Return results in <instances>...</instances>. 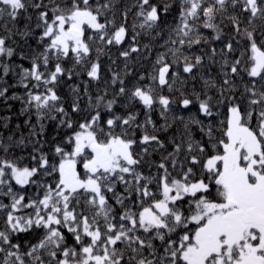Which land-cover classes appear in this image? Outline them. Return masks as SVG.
Masks as SVG:
<instances>
[{
  "label": "snow or ice",
  "instance_id": "snow-or-ice-1",
  "mask_svg": "<svg viewBox=\"0 0 264 264\" xmlns=\"http://www.w3.org/2000/svg\"><path fill=\"white\" fill-rule=\"evenodd\" d=\"M29 6L38 12L36 27L41 29L38 43L42 50L31 56L30 67L13 65L2 59L14 55L15 49L6 46L10 36L0 35V98L21 100V114L35 115L40 131L33 125L30 137L41 135L43 122L57 120V114L58 127L75 130L55 145L58 162L50 163L49 156L41 151L38 158L32 155L35 166L31 167L22 166L21 158H8L13 146L25 145L30 137L22 135L16 140L8 136L9 143L0 139V151L4 153L0 156V195L9 198L7 204L0 202V213L4 214L0 264H264V83L258 88L253 79L252 86H245L241 94L244 99L228 94L234 93L232 77L241 70L264 82V46L255 39L257 20L264 34V0H180L179 23L165 41L172 47L157 56L148 75L150 83H137L129 90L119 73L112 76V83L121 85L117 96H127L129 102L138 101L143 106L144 122L137 124L133 113L124 117L114 114L115 98L106 100L99 95L94 102L89 98L93 111L78 127L56 91L59 78L66 72L69 78L72 75L61 61L71 56L75 64L86 66L91 80H98L99 63L88 66L91 52L95 47L99 57L105 46L122 45L128 36L126 21L130 9L121 13L124 22L117 25L113 0H64L63 4L33 0L31 5L27 0H0V19L16 23ZM137 6L135 17L145 34L158 26L161 11L167 13L170 7L165 4L161 9L151 0H137ZM229 6L236 14L227 18L236 35L248 41V55L241 69V58L229 64L227 53L234 50L231 40L224 45L227 51L221 52L224 80L215 105L227 106L226 118L214 128L195 116L187 120L180 117L184 128L179 140L169 139L172 151L156 165L155 175H145L139 170L142 155L138 158L133 150L137 141L129 137V132L133 126L143 130L139 140L143 154L151 145L166 151L165 142L155 134L160 129L150 113L156 105L160 106L165 118L161 127L166 131L167 115L174 101L158 94L157 88L173 89L169 77L173 82L179 80V72L171 71L173 64L182 63L183 73L189 75L202 64L203 56L190 57L183 48L207 42L201 27L211 29L215 33L212 39L220 40L221 28L216 18L224 17ZM243 14H247V25L241 29ZM136 27L134 24V32ZM5 29L11 31L7 25ZM30 34L31 30L21 33ZM137 35L132 36L131 46L119 53L121 57L128 59L131 53L140 51ZM169 54L172 63L167 59ZM216 54L213 48L209 56L212 63ZM53 62L54 67L50 68ZM9 74L18 76L17 83L25 89L23 96H7L14 87L4 80ZM144 79L142 75L140 80ZM204 83L208 89L217 88L211 78ZM204 96L201 99L196 94L198 112L212 117L217 114L213 111L214 98L207 92ZM192 104L193 100L187 97L180 101L184 109ZM101 108L110 114L107 119H103ZM80 111L79 103L74 102L72 112ZM193 125L199 126L201 140L194 138ZM37 151L34 143L33 152ZM81 165L83 175L78 170ZM53 173L58 177L54 185L35 179ZM12 180L21 187L36 184L43 195L27 198L13 190ZM118 185L123 186V192L117 191ZM114 205L123 209L118 216ZM25 209L31 211L20 214ZM35 229H42L43 234L26 250L13 242L16 233Z\"/></svg>",
  "mask_w": 264,
  "mask_h": 264
},
{
  "label": "trees",
  "instance_id": "trees-1",
  "mask_svg": "<svg viewBox=\"0 0 264 264\" xmlns=\"http://www.w3.org/2000/svg\"><path fill=\"white\" fill-rule=\"evenodd\" d=\"M29 5L33 0H27ZM36 3H40L41 0H35ZM44 4H51L52 0H42ZM57 3H64V0H56ZM102 2V0H101ZM115 8L113 12L115 13L117 25L124 22L121 13L125 10L130 9L127 16V27H128V36L127 39L122 43V45H111L105 46L104 51L99 57H97V52L95 47L93 48L90 59L88 61V66L91 62H97L100 65L98 80H91L87 76L86 66L77 65L74 62V59L69 56L66 59L61 61L62 66L65 69H71L72 75L69 78L67 72L59 78V83L56 87L57 94L61 98V103L68 112L69 117L78 127L79 123L82 122L90 111L93 109L89 108V98L92 101H95V98L99 95H104L106 100H111L115 98L116 103L113 105V113L120 115L122 117L127 116L129 113L136 114V123L142 124L146 119L145 109L138 101L129 102L127 96H117L116 93L120 88V83H112L113 73H119L120 78L124 81V86L131 90L134 85L137 83L148 84L150 83L148 79L149 73L152 71V65L156 61L157 56L166 52L168 48L172 45H165V41L168 40L173 29L177 23H179V10H180V0H151V3L157 4L161 9L165 4L169 5V10L167 13L161 11V19L158 22V26L145 34L144 30L138 27L139 21L135 17L136 11H138L137 0H113ZM113 12H110L109 18H112ZM239 12V9L236 10ZM231 6L228 8V12L224 17L217 16L216 23L220 25L221 28V39L214 40L212 37L215 36V33L211 29L200 28L201 33L207 37L206 43H201L199 45H193L191 49H188L186 46L183 48L185 55L190 57H195L196 55H201L204 57L201 65L197 66L194 72L189 75L183 73L182 63L181 65L173 64L171 69L172 72H179V80L173 82V78L169 77V82L173 83V89L169 91L168 88H163L162 90L157 88L158 94H163L174 101L170 106V111L167 115V121L169 127L167 130H163L161 126L165 124V118L160 114V106L156 105L151 111V119L153 120L157 129L160 131L156 132L161 140L165 142V150L157 149L156 145L149 146L147 154H143V146L139 144L140 137L143 135V130L133 126L131 132H129V137L137 141L133 146L134 152L137 154V157L140 158L142 155L141 165L139 170L142 171L145 175H155L158 171L156 165L160 162L163 156H166L168 152L172 151V145L168 143L169 139L176 137L177 141L179 136L183 131L184 125L180 121V117H183L187 120L190 116H195L197 119L204 121L205 124L211 123L214 128L218 127L220 121L226 118L227 106H216L215 101L219 99V87L223 84L224 76L222 74L221 65L223 63L224 56L221 54L222 50L226 52L224 45L231 40L233 43V51L227 53V58L229 64L234 61L236 58L242 59L241 69L244 67V63L247 60L248 41L240 36H237L233 26L228 20V16L234 15ZM38 12L36 9L29 6L26 12H22L18 18V22L12 23L7 19H0V35H7L10 38L7 40L8 47L15 49L14 55L12 57H3L2 59L6 62H9L13 65H22L23 67H30L31 56L42 50V45L38 43V36L41 29L36 27ZM247 14L241 15V29L247 25ZM31 17V20L27 19ZM136 24L137 27L135 32L133 31V25ZM11 31L8 32L5 29ZM260 21H256V32L255 39L258 45L264 46V34H262L260 28ZM27 26V27H26ZM31 30V34L28 36H23L21 33ZM251 30V28L249 29ZM136 33H139L136 37V46L140 51L136 53H131L128 59L120 56V52L127 50L131 46V38ZM91 35V32H88ZM173 38L174 37V34ZM147 45V48H145ZM216 49V56L214 57L215 63H212L209 59L211 50ZM21 53H23L24 58H21ZM169 63H172L173 57L169 54L167 57ZM54 67L53 64L50 65V68ZM43 70V69H42ZM225 71L227 69H224ZM144 76V80H140L141 76ZM211 78L216 81L217 88L208 89L204 81ZM253 79L257 82V87L259 88L261 83L260 78H251L247 75L246 72L241 70L240 74L233 76L232 80L235 85L234 93L230 92L229 95L234 94L239 99H244L241 95L245 92V86L251 87ZM4 80L8 85H14L11 87L7 93L8 97H11L13 94L17 96H23L25 89L17 83L18 76L15 74H9L4 77ZM2 83V82H0ZM207 92L208 96H212L213 99V111L217 113L212 117H204L198 112V102L196 101V94L200 95V98H205L204 94ZM190 98L193 100V104L190 105L187 109H184L180 105V101L183 98ZM74 102H78L80 105V112H72V105ZM23 102L21 100H12V99H3L0 98V139H3L5 143H9L7 140L8 136H13L14 139L18 140L22 135L24 137H30V132L32 126L36 125V131L39 132V125H37L35 115L21 114V109L23 108ZM100 111L103 114V119H107L110 115L107 113L106 109L101 108ZM223 113V115L219 114ZM57 120H45L43 133L39 136L30 137V139L25 140V145L23 146H13L8 153V158H21V164L27 166H35L31 157L33 154L39 157L40 152L46 153L49 156L50 163L58 162V157H55L54 147L56 144H60L67 135H70V132L75 130H69L66 127H58L59 124V114H57ZM5 117H8L5 121ZM174 117L176 119H174ZM28 120L29 123L25 124V121ZM7 123V127H5ZM255 120H253V124ZM19 125V128L17 127ZM120 129L117 128V132ZM149 133L152 132V126H148ZM192 134L196 140H201L202 134L200 133L199 126H192ZM219 133L217 132V136ZM205 142L207 138H204ZM38 141V142H37ZM35 143L37 152H33V144ZM4 153L0 151V156H3ZM183 160V156L180 157ZM169 167L171 164L169 162ZM83 175L82 165L78 169ZM197 171V178L199 177V169ZM175 175V173H173ZM57 174L53 173L51 176L38 175L35 179L42 184H53L57 179ZM10 183L13 186V190L18 193H23L27 198L35 199L38 196L43 195V190L39 188L36 184L16 185L15 181L12 180ZM153 191L156 190L155 183L152 185ZM6 190V189H5ZM118 192H123V186H117ZM214 191V189H213ZM110 195V194H109ZM0 202L7 204L9 203V198L0 195ZM27 202V200H26ZM110 203L114 204V201L110 200ZM131 204V201H129ZM116 209L117 216L123 209L119 205H114ZM30 209L23 210L20 214H27L30 212ZM4 214L0 213V228L3 227ZM194 227V226H193ZM43 234L42 229H35L28 233H16L14 243H20L22 247L26 250L28 246L35 243L40 236ZM158 243V242H157Z\"/></svg>",
  "mask_w": 264,
  "mask_h": 264
}]
</instances>
